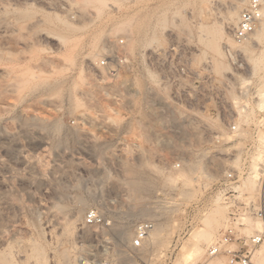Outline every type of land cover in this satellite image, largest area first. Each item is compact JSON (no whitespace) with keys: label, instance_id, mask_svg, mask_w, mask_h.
Segmentation results:
<instances>
[{"label":"rangeland","instance_id":"rangeland-1","mask_svg":"<svg viewBox=\"0 0 264 264\" xmlns=\"http://www.w3.org/2000/svg\"><path fill=\"white\" fill-rule=\"evenodd\" d=\"M231 3L107 0L99 12L85 0H0V252L6 249L15 264H62L59 253L70 243L64 235L70 228L76 247L72 261L79 264L85 255L104 252L105 232L85 225L88 212L98 210L112 224L114 245L105 248L110 259L115 254V258L126 255L129 264H177L182 262L183 245H191V233L201 226L206 205L223 195L227 219L225 197L246 200L236 190L249 175V153L264 135V108L260 107L264 90L259 86L264 82V62L256 71L253 65L262 57L264 41L241 48L256 91L254 98L242 101L229 80L228 73L235 71L225 50L226 45L236 47L224 20ZM164 10L168 11L166 28L161 23ZM60 16L75 29L67 30ZM148 20L147 40L137 46L138 28ZM219 26L226 31L224 37L217 36L223 58L205 48L211 31L218 33ZM99 33L104 35L101 40L96 37ZM61 36L67 37V45ZM119 38L126 40L131 56L158 54L181 43L196 66L210 62L216 80L207 83L199 108L194 104L188 110L175 109L167 91L155 84L150 88L149 81H157L158 76L144 64L136 76L122 71L110 77L97 56ZM218 61L226 69H216ZM71 92L76 99L73 108ZM243 104H248L245 112ZM58 123L62 128L57 132L52 127ZM232 125L238 133L230 132ZM222 135L224 142L219 144L215 138ZM203 152L209 155L208 169L216 173L207 186V179L193 175L191 187L196 194L186 199L181 194L183 184L171 187L167 177L181 173ZM237 155L241 160L234 164ZM142 162L153 166L147 175L155 182L146 194L153 213L128 217L132 236L124 241L115 228L137 202L125 168ZM232 172L237 182L228 184L232 190L227 195L219 193L218 181ZM75 217L80 221L74 227ZM142 222L168 226L170 245L155 248L145 243L143 250L131 253L128 247ZM222 223L218 235L227 225ZM35 245L45 250V261L33 256ZM207 252L195 264H227L226 257L209 260Z\"/></svg>","mask_w":264,"mask_h":264},{"label":"built area","instance_id":"built-area-1","mask_svg":"<svg viewBox=\"0 0 264 264\" xmlns=\"http://www.w3.org/2000/svg\"><path fill=\"white\" fill-rule=\"evenodd\" d=\"M233 3L239 8V17L232 29V39L236 47L226 45L225 50L235 71L228 73L229 80L232 85L237 86L238 97L244 101L250 96L254 98L256 91L252 86V78L247 75L249 69L244 62L245 56L241 48L252 39L264 21V0H233ZM186 50L185 45L173 43L166 49H160L158 54L154 52L150 55L131 56L127 50L126 40L119 38L106 44L98 62L112 78L122 71L136 76L138 68L146 65L158 76L157 81H149L150 88L154 84L159 85L172 98L174 108L184 111L194 104L199 108V101L205 93L207 83L212 84L216 80L213 65L208 62L207 65L201 63L196 66L194 59ZM241 109L243 112L248 110V104H243ZM229 129L233 134L239 132L236 125L230 126ZM215 140L220 144L224 142V136H216ZM231 181L237 182L233 172L218 181L216 185L218 192L227 195L226 193L232 190L228 185ZM258 181L260 191L255 199L239 201L231 198L232 196L225 197L228 207L227 225L220 231L216 242L209 247L207 252L209 260L226 257L227 264H256V253L264 243V228L261 231L249 232L247 219L260 220L264 224V167ZM85 225L101 229L107 237L103 241V253L85 255L80 258L79 264H112L109 251H105V248L110 250L114 245L110 235L111 221L100 211L91 210L85 217ZM154 227L153 222H142L136 227V234L128 247L131 253L143 248Z\"/></svg>","mask_w":264,"mask_h":264},{"label":"bare ground","instance_id":"bare-ground-1","mask_svg":"<svg viewBox=\"0 0 264 264\" xmlns=\"http://www.w3.org/2000/svg\"><path fill=\"white\" fill-rule=\"evenodd\" d=\"M85 2L87 4H89V5H93V6L97 7L99 12H100V10H102L101 8L104 5L105 6L107 5V0H85ZM166 4L168 5L169 2L166 3ZM98 11H97V13H99ZM238 12H239V8L236 5H234V3H231L229 11L227 12V14H228L227 18L224 19L225 17H223L224 20H227V26H228L227 28L228 29H230V30L233 29L234 25L237 23V20H238V17H239V13ZM167 13H168L167 10L166 11L164 10L163 13H162L163 19H162L161 23H162L163 26H165V27L162 26L163 28H166V26H167L166 25L167 22H168ZM59 21L62 24L65 25V28L67 30L71 31V30L75 29L69 23V21H67L64 17L60 16L59 17ZM150 21L149 20L148 21H144L139 26V28H138L139 37L135 41L137 43V46H142L145 43V41L147 40V31H148V28H149V25H150ZM222 24H224V22ZM220 26H222V25H220ZM220 26H219V28L216 27V28L219 29L218 33H217V31H211V33H212V35H210L211 39L209 37V40H206L207 41L206 42L207 45H205L206 46L205 48L211 50L214 54H216V57H218V58L223 56V52H222V49L220 48L221 45L219 47V45L217 43V41H218L217 40V36L218 35H222V37H224V32H226L225 31V27L222 28ZM220 28H222V29L220 30ZM204 35H206V34H204ZM103 36H104L103 33L96 34L97 40H101L103 38ZM222 37L220 36V38H222ZM227 38H229V37H227ZM60 40H61L62 44L67 45L66 44L67 41H68L67 37L61 36ZM227 40L230 42L231 38L227 39ZM256 41L257 42L264 41V21L262 22L261 26L258 28L256 33L254 34L252 39L250 41L246 42V44L243 45L242 47L243 48H245L246 46L248 47V45H251L254 42L256 43ZM242 50H244V52H245V49H242ZM206 53L207 52L204 51V53H203L204 57H205ZM100 54L97 57H99ZM261 56L262 57L259 58V59H257V57H259V56L254 58V59H257L255 62L253 61L254 59L252 60V62H254L253 65L255 66V71L258 70L261 67V65H263L264 52H263V54ZM214 59L216 61V58H214ZM249 61L251 62V59ZM225 67H227V66L226 65L224 66L223 62H220V61L217 62L216 69H219V70H221V68L226 69ZM227 69H229V66H228ZM215 71H217V70H215ZM255 71H253V73ZM254 75H255V73H254ZM148 76L152 77L150 72H148ZM136 82H137L136 86L140 87L141 81H140L139 77L137 78ZM260 85H262V89L264 90V82L259 84V86ZM263 92H262V94L264 95ZM72 93L73 92H71L69 94V102H70V104L72 106L71 108H73V106L75 105V102H76V99L73 97ZM260 95H261V93H260ZM262 97H264V96H262ZM260 107L264 108V99L263 98L261 100ZM248 115L249 116H246V118L250 117V114H248ZM245 120H248V119H245ZM52 128H54V130L58 132V131H61L62 126L58 123V124H55ZM240 134H242L240 136H243L242 132ZM257 142H258V145L256 147H254L255 148L254 151L252 150L253 152L251 154L249 153V155L247 157V160L249 159L248 162L250 164L249 165V170H250L249 171V175H248V177L246 176L247 179H245V181H243V179H242V181H243V182H241L242 184L239 185V186L237 185V189L238 190H236L237 192L240 193L239 197L244 196V199H246V200H252V199L257 198L258 195H259V191H260V185H259V181L258 180H259V176L261 174V171H262V169L264 167V135ZM208 156L209 155L207 154V152H203V153H201V155L199 157H197L195 159H192V161L187 165L186 169L181 171V173L179 172V173H171V174H169V176L167 177V180H166L167 184L171 185V187H172L174 184L177 185L178 182H181L183 184V186H184L183 193H181L182 196L185 197L186 199H190V200L192 198H194L196 193L193 192L192 187H191V183L194 181L193 175L197 174L198 176L199 175L201 176L199 178L207 179V182H205V185L207 186V184H210L208 182H212L211 179L214 178L213 174L216 173V172L215 173L213 172L214 170L213 171L209 170L207 165H206V159L208 158ZM240 157L241 156L237 155L235 160H233V163L234 164H239L240 160H241ZM125 169L127 170V172L130 175L129 176V181H128L129 188L131 189V191L135 195V200L137 202L134 204V207L131 210V212L129 213V216L125 217V220H124V218H122L124 221L119 222V224L115 228L118 236L121 239H123V240L126 239L127 237H128V239H130L131 236H132V234L129 232V228H130L129 227V225H130L129 220H130L131 217L132 218L133 217H142V216H145V215H151V213H153L152 209L149 208V206L147 205V198L148 197H146V194L151 190L152 181L155 182L154 181L155 178L151 180V176L147 175V171L148 170H153V166L151 165L150 162H145V163L142 162L138 166H135V165L127 166ZM162 171L163 170H160V169H154V172H157V173H162ZM240 172L241 171H239V173ZM173 189H174V187H173ZM235 189H236V187H235ZM222 198H223L222 196H217L214 200H212L210 202V204H208L209 206L206 205L208 207L206 209V211H205L206 213L202 210L204 215L202 216V218H200L201 219L200 220L201 221V226H199L193 233H191V243H190L191 245L190 246H186V244L183 245L184 246L182 248L183 249V258L181 257L182 262L181 263H177V264H195V262L199 258H201V257H203V255H205L204 253H205L206 249H209V247H211L216 242V236L218 235V232H217L218 226L222 222H226L227 223V219L225 217V212L223 210V207L225 209V206H222V204H221ZM82 205H86V203L82 201ZM204 208H206V207H204ZM170 210L171 209H169V211ZM128 217H130V218H128ZM153 217H155V216H153ZM79 221H80L79 217H75V220L73 222L74 227L76 226L77 222H79ZM247 223L251 224L252 223L251 219H247ZM249 226L251 227V230H248L250 232L261 231L264 228V224L260 220L255 221L254 224H251ZM222 227H223V225H222ZM195 228H193V229H195ZM168 229H169L168 226L166 227L165 225H163L161 223H158L154 227L153 231L150 233V235H149L148 239L145 241V243H149L155 248L164 247V246H166V244L170 245V243H168V238L170 236V232H169ZM135 234H136V232H135ZM64 235L67 237L66 242L68 240V242H70V243H69V245H66L63 242V244L66 245V246L63 245L64 248L61 249L62 250L61 253L58 252L59 253V260H60V262L62 264H75L72 261V253H73V250L76 247L72 243V241L70 240L71 239V229L70 228L66 229ZM63 246H62V243H61L60 247L62 248ZM60 247H59V249H60ZM144 247L145 246H143V249H144ZM33 256L40 262L45 261L46 258H47V254H46L45 250L40 245H35L33 247ZM125 256H118L117 258H115V254H112L110 260H111L112 264H129V263H127V259L128 258L125 257ZM255 259H256L255 260L256 263L264 264V243L261 245V247L257 251ZM219 262L222 264L221 261H218V264H219ZM0 264H15L12 255L10 253H8L6 249L3 250L2 252H0Z\"/></svg>","mask_w":264,"mask_h":264}]
</instances>
